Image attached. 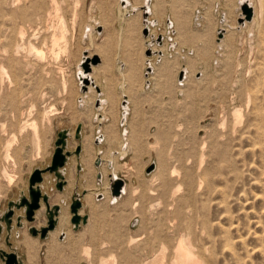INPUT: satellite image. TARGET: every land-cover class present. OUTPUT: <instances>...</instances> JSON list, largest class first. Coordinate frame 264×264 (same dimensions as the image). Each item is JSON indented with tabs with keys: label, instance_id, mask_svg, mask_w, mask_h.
Segmentation results:
<instances>
[{
	"label": "rangeland",
	"instance_id": "374dc122",
	"mask_svg": "<svg viewBox=\"0 0 264 264\" xmlns=\"http://www.w3.org/2000/svg\"><path fill=\"white\" fill-rule=\"evenodd\" d=\"M79 1L80 2H77L78 4L76 3L75 0L74 1L66 0L63 2V6L61 9V15L64 18L63 22L61 18L57 17V20L54 21L53 24H51L50 22L48 23L44 20H39V21H34V22L27 21L25 25H22V23H19L16 27L15 37L17 41L19 40L22 43L24 42L23 43L24 49L19 53L18 58H20L24 62L26 61V63L24 64V66L26 65V67H25V71L23 75L24 82H25V93L21 98L23 100L22 109L20 111H16V110L11 111L10 109L5 110V113H3L0 118V123L3 122L6 125L5 127L6 131L2 130L3 128L0 126V217L3 215V213L5 214V212L8 210L10 202H16L23 196H27V197L29 196L31 175L34 173L36 169H45L51 164L54 152L56 150V142L59 139V135L61 132L67 131L68 135L69 134L70 135L68 136V143H67L66 150L69 152H73V155H71L70 160L68 164L66 165L67 172L64 175V179L59 180L54 173L48 172L44 174L45 179L41 185V190L43 191V194L49 195L51 206L59 205L61 210H62V207L67 210L69 214V221H68L69 224H68L67 229L68 231L70 230L69 231L70 233L73 232L72 234L76 237V239H81V237L83 238L85 235H86L85 237H89L91 235L90 233H92V229H90V227L88 226L89 221L91 219V225L93 224L95 225L96 223L95 229H98L97 230L98 234H100V231H101L103 234L102 236H104V238L108 241V243H110L109 241L111 239L113 243L108 244L109 246L105 248L104 250L98 249V248H97L98 250H96V247L92 246L91 248H89V251L91 249L89 253V257L88 255L86 256L82 248H79L80 246L78 244L74 246L73 248H70L71 251L67 250L65 255L63 253L61 255L60 254L55 255V253H52L53 251L47 252L48 248H47V244H45L46 240L42 239L40 234L35 236L31 233L32 228H36L40 230L41 228L48 226L49 220L47 216V205L44 204V206L46 207L38 215L39 218L36 217V219L33 222L27 219V215L25 213L24 208L16 209V212L13 216L14 217L13 226L15 227L11 230V232H9L7 228L1 232L0 249H3L9 253L10 252L17 253L20 259L22 260L23 264H90V263L100 264V260L102 258L110 259V261H113V262L115 261L116 263L120 264L121 260L120 258L117 257L119 254L117 251L118 249L116 247L117 245L114 244L116 242H114L113 239L114 238L116 239L117 237L120 236L119 238H121V240L122 239L127 240V237L129 238L131 236H139V234L143 235L145 231V227L147 226V224H149L147 222H150V219L148 221V218H149L148 215L142 214L140 212H138L139 213L138 215V213H136L137 209L134 210L132 208L133 206H130V205H133L131 200H133L134 198L137 199L141 195L140 194L136 197L132 196V189L134 188L133 190H139L141 188L140 190L142 192L144 190H158V189L159 190H162V189L163 190H170V189L173 190L176 186L175 184H177L178 179L175 180L176 179L175 178L174 182H172L173 181L172 178L169 179V174H170L169 172L171 171V168L175 165L181 167V164H183L185 159L190 155L189 149L191 148V146L199 141V138L197 137H199L200 135L201 136L206 135L207 131H211L212 133L216 131V125L219 121L217 113L221 111V106L224 105L225 110L223 111H226V112L228 111L229 113H231L236 108V106H239V107L242 106V108L245 109L243 112L245 113L244 114V118H245V116L248 114L249 109L246 108V106H244V102H242V99H244L245 97L244 95H246L247 91H251L252 93L255 92L258 96L261 97L259 101L261 102V105L264 111V77L260 76L262 71L257 69V66H259L260 63H264V60H263L264 54H259V52L260 53L264 52V44H263L264 43V34H263L264 22L262 18L263 15H261L260 13L261 11L259 9L258 0H255V1L253 0L254 3H256L255 5L257 6V21L255 23L256 25L254 26V24H250L248 25L249 27L247 26L248 29L247 27H245V29L243 28L244 30L242 29V27L244 26H240L244 23V22L243 23L241 22V18L243 17V11H242V5H240V0H231V1L230 0H224V1L223 0H213L214 3L212 2V0L211 1L206 0L205 2L204 0H186V1L181 0L182 2L180 0H172L174 3L173 2L171 3L170 2L171 0H168V1L162 0L163 2L161 0H157V1L151 0L150 4L148 3V5H147V0H142V3H140L141 0H138V1L137 0H79ZM189 1L192 6L188 3ZM184 2L187 4H184L181 6V4H183ZM230 2L232 3V5ZM155 4L157 5L154 6ZM206 4L208 5V7ZM134 5H137V6H134ZM230 5L235 6V7H232L231 9ZM145 6H149L148 7L149 12L147 15H145L146 13L144 12ZM184 6L187 7L188 9L185 8ZM97 7L100 9H97ZM122 7H125L127 9L125 10ZM169 7H171V10ZM206 8H208L209 10L211 9L212 11L211 10L209 11ZM188 10L189 11L191 10L190 11L191 14H189L190 12H188ZM205 10H206V13H205ZM74 11L76 12V15H74ZM159 11H161V13L162 12L164 13L161 14ZM172 13H174V16ZM213 15L215 18L213 17ZM151 16L153 17V19L151 20L152 23L149 20ZM125 18L126 20H123ZM130 18H133L134 21ZM127 19H130L132 22L129 20L130 23L128 22L129 23L128 24ZM181 19L182 21L180 24L178 22ZM214 19H217V20H214ZM185 20L187 21L190 20L188 21L189 24ZM216 23L217 25H215ZM257 24H259V26ZM127 25H129L130 27ZM167 25L168 26L170 25V26L168 27ZM175 25L177 26V28ZM260 25L263 31L261 30ZM89 26L93 27V30L90 33H88ZM234 26L235 28H232ZM22 27L23 29L26 30L25 37L23 39L24 41L20 39V36H21L20 32L22 31ZM125 29L128 31H125ZM35 32H38L39 36L37 39H33V42L35 45H37L39 49L44 51L43 57H37L36 55H33V54L31 56L28 55V41ZM152 32H154L157 35H161L162 39L155 40L154 38L155 36H151ZM220 32L224 34L223 37H220ZM261 33H262V37H260ZM183 36H185L186 38H184ZM55 37L57 39V45L54 44L53 39ZM255 37L257 39H255ZM224 40H225V43H224ZM192 42H194L195 45L191 44ZM185 43L187 44L185 45ZM256 43L261 44V45H257ZM102 44H103V47H102ZM188 44L190 45V47H188ZM162 45L164 46L167 45V46L165 47L164 53H160V55L162 56L161 59H158L156 55L160 50L158 51L156 49H160L161 47H164ZM199 45H201L202 47ZM203 46H205L204 50L207 51L208 53L210 52V54L206 55L207 52L203 50L204 48ZM260 46L263 50H261ZM104 47H105V50H103ZM100 48L101 49L103 48V49L100 50ZM198 50L200 51L198 52ZM255 50L256 51L258 50V51L255 52ZM173 51H175L176 53ZM108 52H110L111 54L109 53L110 54L109 55ZM184 52L186 54H184ZM90 53L92 54L98 53L101 56L103 55L102 57L103 61L102 59H100L99 63L95 64L94 58L90 60L88 58ZM178 56H180L181 58ZM194 56L196 58H194ZM199 57L200 59L202 58L203 59L200 60ZM222 57L224 58V60ZM233 57H235L236 59ZM119 58L122 59V61H118ZM258 58L260 59V62ZM166 59L168 61H166ZM206 61H207V64H206ZM88 62L90 64H88ZM223 62H225V65ZM256 62H257V65H256ZM158 63L159 65H161V63L162 65L164 63L166 65L167 63V65L166 66L161 65L160 67ZM241 63L242 64L244 63L243 64L244 66H242ZM191 64L192 65L194 64L193 66L194 68L195 67L196 68L194 69L193 66L190 67ZM202 64L205 66L207 65L206 68ZM94 65L96 66L95 78L97 80V83L99 84L98 87L95 88V90L98 91L99 93H101V91L104 92V94L101 95L100 98L104 96H105L104 98H106L107 96V98L109 99V104L107 106L109 107V109L106 108L108 109V113H106L107 112L106 110V112L100 111V114L106 115L108 119L110 118L111 120L115 121L114 123L117 129V133H118V130L120 133L119 139H121V136L123 139L124 130L125 128H127L126 126L124 127L122 125L123 112H124L123 102L125 100H128V97L125 96L122 92V85L125 84V87H127L125 88L127 93L131 91L130 93H128L129 97L132 96L130 97V101L129 100L127 101L129 106L125 107V110L126 109L129 110L127 121H128L129 129L131 131V150L127 154L126 157L124 158L120 157L119 162H120L121 167L117 173L119 177L123 178L127 182L125 193L118 200L113 201L112 194L109 199H106L102 190H99V192L94 194V202H96L95 203L96 206L94 209H91L89 205L86 203L85 198H84V196L88 192L87 186H86L88 182L86 180L89 179L91 176V180L92 182H94L93 184L98 189H102L106 181L108 182L107 185L110 186V173H112L111 171L112 168L110 169L108 164L106 163V161L108 160H102L103 159L102 150L105 149V146H104L105 136L102 131L100 133V128L106 126L112 121L103 120L102 122H100L99 120L100 116L97 118L93 116L91 120L82 119L81 121L80 119L79 120L76 119L78 113L82 111V108H85L89 105H90L89 107L91 108L90 110L93 111V113L99 112L97 110V107H100L101 101L99 100L100 99L99 96H98L99 99L96 98L97 93H95L94 100L91 99L93 100V102L89 99V105H87V98H83L84 101H82V99L80 98L84 93H87L90 88L89 87L90 82H88L86 79L83 78L82 73L84 72L85 75L93 73L92 68L94 67ZM107 65L109 68L107 67ZM223 65L225 67H221ZM255 65H256V68H255ZM187 66L188 68L191 69V72L189 70V73H188V70L186 71ZM231 66H234V67L232 68ZM209 68H210V71H209ZM161 69H163V71ZM104 70L106 71L105 73L107 75H105ZM122 71H124V73ZM221 71H224V72H221ZM222 73H223V77H222ZM193 74L195 76H192ZM132 75L135 77L134 78L135 80L133 79ZM135 75L139 77L136 78ZM214 75H216V77L218 78H215ZM256 75L258 76V78L256 77ZM102 76L105 78V80ZM153 76L155 77V79L153 78ZM158 76H160L161 78L160 77L158 78ZM131 77L134 81L131 79ZM140 78H141L140 81L142 82L139 81ZM188 78H189V81H188ZM127 79H129L128 80L129 82L127 81ZM256 80H258V82ZM130 81H132L133 85L138 88L137 89L138 91L132 85V82L130 84V87H131V90H130V87H129ZM206 81H209L210 83L209 82L207 83H209L210 85L207 84ZM184 82L185 83L188 82L187 84H185L186 87L184 86ZM193 82L195 85H192ZM105 83H107V86L109 85L110 88L109 86L107 87ZM238 83H240L241 85ZM161 84H163L162 86L164 88H162ZM188 84L189 86L187 87ZM228 85L229 87H227ZM210 86L212 88H210ZM106 89L108 92L106 91ZM133 89L135 91H133ZM241 89H243L242 91L245 92L242 96L243 98L239 96ZM182 90H186L185 93ZM203 90H205V92ZM237 90L239 93L237 92ZM155 91L156 93L158 91L157 95H155ZM172 91H174L175 93L174 92L172 93ZM136 92L138 93V95L136 94ZM193 92L195 93L193 94ZM146 93H148V95ZM151 93H153V96ZM219 93L221 96L219 95ZM168 94H171V95L169 96ZM212 94H214V96ZM113 95L115 96L116 100L114 99ZM154 95H155V98H153ZM184 95L186 96V98ZM207 96L209 98H207ZM162 97L163 99L165 98L164 99L166 100L165 102L162 99ZM224 97H226L227 100H225V103L223 104L221 103V101L223 100ZM205 100L207 101V103L205 102ZM112 101L113 103L114 102L115 103L113 104ZM159 101H161L162 103L160 102L159 104ZM107 102L108 100H105L102 103L106 104ZM30 105H35V108L32 111L31 117L35 119V121L37 122V133H38L39 142H40L39 144L40 154L38 153V147H37V144H35V141L33 138L34 131H32L31 128H26L23 132L19 131V127H20L19 119L24 116V111L27 110L26 108L30 109V107H28ZM113 105L115 106L113 107ZM89 107H87V109H89ZM3 109H4V106L3 104H1L0 112ZM114 109H116L117 111H114ZM86 112L88 113V110ZM114 112L116 113L114 114ZM204 114L205 116L209 114L206 120L204 119L205 117ZM212 117L213 119H211ZM216 118L218 119L217 121H216ZM201 124H203L204 126H207L209 130L204 129L202 130V132H200V135L197 136L196 132L201 131L200 129ZM91 125L93 128L91 127ZM79 126L82 127V130H81L82 136L80 138H77L76 131ZM179 128H180V131L178 130ZM159 131H162V134L161 132L158 133ZM14 134H16V137L14 140L15 143L14 141L12 142L13 146L11 147V150H10L11 156L9 160H7L5 158V150H6L5 146H6V143L12 139V136ZM87 136L93 139V141L91 140V143L93 144L92 146L94 147V150H93L94 152L92 151V155L90 152H88L87 147H86ZM132 139L136 140V141L134 140L135 143H133ZM69 141L71 143H69ZM156 142L159 143V145H156L155 144ZM154 145L156 146L154 147ZM171 145H173L175 148ZM253 145H254L253 139L247 140L243 143V147L245 148V153L241 158V161H240L241 164L239 163V167L241 166L239 168L241 170V171L239 170L240 171L239 173H240V176L243 177V179L242 178L240 179L242 180V183L239 182V184L236 185V188L234 189L236 192V198H237V202H235V205H234V210H235L234 221H238V222L240 221L239 222L240 230L239 232L237 229L234 230L233 236L237 239L239 237V234H243L245 244H242L239 242L237 243V255H234L228 250L224 251L222 250L221 247H217V250L219 251L221 261L223 264H264V252L260 250L256 251V248L258 249L260 244L258 243V240L255 237V234L257 232L264 234V189L262 186L264 185V180L261 182L262 178L264 179V171H263L264 163H261L262 161L264 162V159L260 156L259 150L257 148L254 149ZM79 146L81 147V153L79 156H77L75 152ZM116 149H118V144L116 146ZM164 150H167V152H165ZM85 153H88V154H85ZM115 154H118L117 151H112L110 153V155L113 157ZM165 155L166 157H164ZM91 156H93V159L91 158ZM161 156H163V158H161ZM99 158H101L100 166L97 165ZM86 160L88 161V163ZM165 161L166 162L169 161V162L165 163ZM162 162L165 165L161 164ZM179 162L180 164L177 165V163ZM89 164L92 166L91 168L93 170V174L91 175L88 174L90 172ZM152 164L156 165L155 170L151 173H147V169ZM243 164L244 166L245 165L246 166L244 167ZM85 165L88 167V169ZM102 165L107 166L108 169L110 170L107 175V180H105V177L103 175ZM166 166H168V168ZM159 167H161V169ZM157 168L159 170L156 172ZM5 170L7 171V174L4 173ZM161 170H163L164 172ZM182 170L183 169L181 168V171ZM70 173L72 174V176ZM87 174L88 176H86ZM244 174L245 176H243ZM155 179H157L158 182ZM256 179H258L259 181L257 182ZM59 181L64 182L62 189L58 187ZM165 181L167 184L165 183ZM158 183H160L161 186L160 184L157 185ZM230 184H233V183H230ZM154 186H156V189ZM228 189L229 188H227V190ZM109 191L111 190L109 189ZM62 197L63 199H61ZM78 197L80 198L81 204H82V207L80 208V210H83L84 212L83 216H87L88 220L86 223H82V224L80 223L78 229L74 230L75 227L72 222V218L74 215L72 211V204H73V200L75 198L77 199ZM256 197H258V199ZM254 198H256V200H254ZM128 209H129V212H128ZM132 209L134 210L135 213L133 212ZM130 213H132L133 215ZM220 215L221 214L219 213L217 209L212 210L211 217L213 219L219 220ZM19 217H21V221H22L21 226H18ZM142 218H144L143 221H142ZM221 222H223L222 224H227L228 220L221 219ZM112 224L115 225L116 228L114 227L112 228L113 226ZM108 225H112V226H108ZM99 226L100 228L103 226L102 230L99 228ZM104 229H107L106 232ZM111 230L113 231L111 232ZM132 230L134 231V233L132 232ZM104 233H107V235ZM133 234H136V235H133ZM109 235H111V237ZM64 238H66L65 234L57 235V241L59 243L66 244L68 241L66 242ZM27 240L28 241L30 240L29 241L30 243ZM62 240L63 241L65 240V241L61 242ZM36 242H37V245L35 244ZM27 243L29 244L28 247L26 246ZM30 245L31 247H29ZM32 247H33V250H32ZM95 251L96 252L98 251V254ZM51 254L53 255L51 256ZM90 254H93V255H90ZM90 258L91 260H93L92 262ZM0 264H6V261L3 260L1 257H0Z\"/></svg>",
	"mask_w": 264,
	"mask_h": 264
},
{
	"label": "bare ground",
	"instance_id": "6f19581e",
	"mask_svg": "<svg viewBox=\"0 0 264 264\" xmlns=\"http://www.w3.org/2000/svg\"><path fill=\"white\" fill-rule=\"evenodd\" d=\"M66 0H0V105L3 104L4 109L0 112V118L2 116L3 113H5V110H11V111H20L22 109V103L23 100L21 99L22 96L25 93V82H24V71H25V67L24 64L26 63V61H22L20 58H18L19 53L24 49V42L22 43L21 41H17L16 37H15V32H16V27L19 23H22V25H25V23H27V21H39V20H44L46 22H50L51 24L54 23V21L57 20V17L62 19L63 22V16L61 15V9L63 6V2ZM72 1V0H70ZM74 1V0H73ZM76 3L80 2L79 0H75ZM138 1V0H137ZM157 1V0H156ZM162 1V0H161ZM168 1V0H165ZM181 1V0H180ZM186 1V0H185ZM206 0H204L205 2ZM211 1V0H210ZM208 1V2H210ZM224 1V0H223ZM231 1V0H230ZM255 1V0H254ZM253 0H240V5L244 4L245 2L249 3L251 6H253L254 11H255V15L252 21H245L242 25L240 26H244L242 27V29L245 27H247L250 24H254V26L256 25V21H257V6L255 5L256 3H254ZM159 2V1H158ZM163 2V1H162ZM171 3L173 2L172 0L170 1ZM182 2V1H181ZM180 2V3H181ZM207 2V3H208ZM213 2V0H212ZM211 2V3H212ZM236 2V1H235ZM142 3V0L141 2ZM157 3V2H156ZM174 3V2H173ZM190 5V1L188 2ZM203 3V2H202ZM214 3V2H213ZM231 3V2H230ZM78 4V3H77ZM134 4V3H133ZM158 4V3H157ZM157 4H155L154 6H156ZM164 4V3H163ZM176 4V3H175ZM187 3H183L181 4L184 5ZM188 4V5H189ZM205 4V3H204ZM203 4V5H204ZM209 4V3H208ZM258 4H259V9H260V13L261 15H263V22H264V0H258ZM174 5V4H173ZM172 5V7H173ZM178 5V4H177ZM180 5V4H179ZM207 5V4H206ZM212 5V4H211ZM225 5V4H224ZM227 5V4H226ZM229 5V4H228ZM232 5V3H231ZM230 8L232 9V7L235 6H231ZM118 6V5H117ZM137 6V5H134ZM142 6V5H141ZM171 6V4H170ZM186 6V5H185ZM184 6V7H185ZM192 6V5H191ZM201 6V5H200ZM213 6V5H212ZM218 6V5H217ZM76 7V6H75ZM160 7V5H159ZM179 7V6H178ZM189 7V6H188ZM205 7V6H204ZM208 7V5H207ZM78 8V7H77ZM76 8V9H77ZM123 9H127L125 7H122ZM154 8V7H153ZM156 8V7H155ZM162 8V7H161ZM164 8V7H163ZM171 10V7H169ZM168 8V9H169ZM187 8V7H185ZM196 8V7H195ZM210 8V7H209ZM75 9V10H76ZM97 9H100L97 7ZM181 9V7H180ZM188 9V8H187ZM208 9V8H206ZM228 9V8H226ZM229 9V10H231ZM121 10V9H120ZM119 10V11H120ZM129 10V9H128ZM159 10V9H158ZM173 10V9H172ZM209 10V9H208ZM211 10V9H210ZM209 10V11H210ZM228 10V11H229ZM77 11V10H76ZM185 11V10H184ZM183 11V12H184ZM191 11V10H190ZM188 10V12H190ZM212 11V10H211ZM126 12V11H124ZM161 13V11H159ZM180 12V11H178ZM237 12V11H236ZM100 13V12H99ZM98 13V15H99ZM130 13V12H129ZM139 13V12H138ZM143 13V12H142ZM156 13V12H155ZM164 12H162L161 14H163ZM193 13V12H192ZM206 13V10H205ZM204 13V14H205ZM208 13V12H207ZM211 13V12H210ZM239 13V12H238ZM97 14V13H96ZM118 14V12H117ZM160 14V15H161ZM174 16V13H172ZM191 14V12L189 13ZM234 14V12H233ZM232 14V15H233ZM74 15H76V12L74 11ZM207 15V14H206ZM210 15V14H209ZM219 15V14H218ZM228 15V14H227ZM94 16V14H93ZM134 16V15H133ZM140 16V15H139ZM153 16V15H152ZM150 17L149 20L151 21L153 19V17ZM171 16V15H170ZM178 16V14H177ZM182 16V15H181ZM211 16V15H210ZM230 16V15H229ZM130 17V16H129ZM214 17V15H213ZM261 17V16H260ZM100 18V17H99ZM160 18V17H159ZM162 18V17H161ZM181 18V17H180ZM179 18V19H180ZM212 18V17H211ZM215 18V17H214ZM228 18V17H227ZM234 18V17H232ZM133 20V18H130ZM130 19H127V23H130ZM178 19V18H177ZM175 19V20H177ZM186 19V18H185ZM229 19V18H228ZM123 20H126L123 19ZM130 20V21H129ZM148 20V19H147ZM208 20V19H207ZM217 20V19H214ZM236 20V19H235ZM102 21V20H101ZM100 21V23H101ZM107 21V20H106ZM134 21V20H133ZM181 20H179L178 23L181 24ZM187 21V20H185ZM190 21V20H188ZM187 21V23L189 24V22ZM234 21V20H233ZM93 22V21H92ZM132 22V21H131ZM207 22V21H206ZM95 23V22H94ZM128 23V24H129ZM152 23V21H151ZM177 23V22H176ZM208 23V22H207ZM103 24V23H102ZM183 24V23H182ZM209 24V23H208ZM164 25V24H163ZM186 25V23H185ZM184 25V26H185ZM212 25V24H211ZM217 25V23L215 24ZM259 26V24H257ZM129 26V25H127ZM162 26V25H161ZM168 26V25H167ZM170 26V25H169ZM168 26V27H169ZM176 26V25H175ZM210 26V25H209ZM213 26V25H212ZM239 26V27H240ZM67 27V26H66ZM124 27V26H123ZM130 27V26H129ZM174 27V26H173ZM211 27V26H210ZM249 27V26H248ZM247 27V29H248ZM88 33L92 32L93 27L89 26L88 27ZM106 28V27H105ZM177 28V26H176ZM174 28V29H176ZM215 28V27H214ZM232 28H235L232 27ZM260 28L262 30V27L260 25ZM15 29V30H14ZM48 29V28H47ZM124 29V28H123ZM183 29V28H182ZM181 29V30H182ZM189 29V28H188ZM187 29V30H188ZM243 29V30H244ZM250 29V28H249ZM254 29V28H253ZM257 29V28H256ZM129 30V28H128ZM125 29V31H128ZM173 30V29H172ZM232 30V29H231ZM255 30V29H254ZM253 30V31H254ZM260 30V29H259ZM42 31V30H41ZM152 31V30H151ZM177 31V30H176ZM235 31V30H234ZM238 31V30H237ZM263 31V30H262ZM189 32V31H188ZM239 32V31H238ZM245 32V31H244ZM260 32V31H258ZM21 36L20 39L22 41H24V37H25V33L26 30L23 29L22 27V31L20 32ZM172 33V32H171ZM178 33V32H177ZM182 33V31H181ZM185 33V31H184ZM237 33V32H236ZM240 33V32H239ZM253 33V32H252ZM38 32H35L32 37H30L29 41H28V55H36L37 57H43L44 56V51L39 49L37 47V45L34 44L33 39H37L38 38ZM127 34V33H126ZM242 34V33H241ZM264 34V32H263ZM142 35V34H141ZM179 35V34H178ZM258 35V34H257ZM151 36H155V40L159 39V37H161V35H157L154 32L151 33ZM187 36V35H186ZM228 36V35H227ZM226 36V37H227ZM247 36V35H246ZM168 37V36H167ZM184 38H186L185 36H183ZM225 37V38H226ZM259 37V36H258ZM262 37V33L261 36ZM259 37V38H260ZM32 38V39H31ZM183 38V39H184ZM152 39V38H151ZM230 39V38H229ZM237 39V37H236ZM255 39H257L255 37ZM254 39V40H255ZM262 39V38H261ZM54 40V44L57 45V39L56 37L53 39ZM178 40V38H177ZM185 40V39H184ZM188 40V38H187ZM201 40V39H200ZM203 40V39H202ZM260 40V39H259ZM94 41V40H93ZM154 41V40H152ZM166 41V40H165ZM230 41V40H229ZM236 41V40H235ZM158 42V41H157ZM182 42V41H180ZM185 42V41H184ZM187 42V41H186ZM204 42V41H203ZM258 42V41H256ZM189 43V42H188ZM225 43V40H224ZM238 43V42H237ZM260 43V42H259ZM262 43V42H261ZM180 44V43H179ZM187 43H185L186 45ZM190 44V43H189ZM188 44V47H190V45ZM191 44H194V42H192ZM197 44V43H196ZM203 44V43H202ZM201 44V45H202ZM233 44V43H232ZM257 45H261L256 43ZM264 44V43H263ZM125 45V44H124ZM181 45V44H180ZM183 45V46H185ZM195 45V44H194ZM199 45V46H201ZM229 45V44H228ZM247 45V43H246ZM155 46V45H154ZM164 46V45H162ZM167 46V45H166ZM161 47L160 49H156V50H160L156 57L158 59H161V55L160 53H164L165 47ZM192 46V45H191ZM198 46V47H199ZM233 46V45H232ZM255 46V45H254ZM88 47V46H87ZM103 47V44H102ZM202 47V46H201ZM203 50L205 49V46H203ZM91 48V47H90ZM193 48V47H192ZM200 48V47H199ZM207 48V47H206ZM249 48V47H248ZM258 48V47H257ZM261 48V46H260ZM259 48V49H260ZM103 49V48H102ZM100 48V50H102ZM108 49V48H107ZM155 49V48H154ZM180 49V48H179ZM226 49V47H225ZM236 49V48H235ZM94 50V49H93ZM105 50V47L104 49ZM153 50V49H152ZM181 50V49H180ZM202 50V49H201ZM207 50V49H206ZM210 50V49H209ZM229 50V49H228ZM246 50V49H245ZM254 50V49H253ZM261 50H263L261 48ZM259 50V51H261ZM27 51V50H26ZM97 51V50H96ZM110 51V49H109ZM184 51V50H183ZM200 50H198L199 52ZM205 51V50H204ZM225 51V50H224ZM222 51V52H224ZM236 51V50H234ZM258 51V50H257ZM255 50V52H257ZM175 52V51H173ZM207 52V51H205ZM227 52V51H226ZM107 53V52H106ZM110 52H108L109 54ZM126 53V52H125ZM176 53V52H175ZM174 53V54H175ZM197 53V52H196ZM245 53V52H244ZM107 54V55H108ZM111 54V53H110ZM109 54V55H110ZM178 54V53H177ZM182 54V53H181ZM184 54H186L184 52ZM183 54V55H184ZM205 54V53H204ZM210 54V52L206 53ZM212 54V53H211ZM223 54V53H222ZM225 54V53H224ZM259 54H264L260 53ZM98 55L100 57V59H102L103 61V55H99L98 53L92 54L90 53L88 58L93 59L94 56ZM176 55V54H175ZM174 55V56H175ZM180 55V54H179ZM189 55V54H188ZM187 55V56H188ZM196 55V54H195ZM226 55V54H225ZM232 55V54H231ZM24 56V55H23ZM27 56V55H25ZM123 56V55H122ZM181 56V55H180ZM178 56V57H180ZM185 56V57H187ZM190 56V55H189ZM199 56V54H198ZM197 56V57H198ZM224 56V55H223ZM234 56V55H233ZM240 56V55H239ZM252 56V54H251ZM120 57V56H119ZM177 57V56H176ZM210 57V56H209ZM213 57V56H212ZM255 57V56H254ZM26 58V57H25ZM107 58V56H106ZM123 58V57H122ZM125 58V57H124ZM181 58V57H180ZM194 58H196L194 56ZM214 58V57H213ZM223 58V57H222ZM229 58V57H228ZM235 58V57H233ZM232 58V59H233ZM256 58V57H255ZM200 59V57H199ZM203 59V58H202ZM200 59V60H202ZM236 59V58H235ZM240 59V58H239ZM259 59V58H258ZM261 59V57H260ZM259 59V62H260ZM108 60V59H107ZM164 60V59H163ZM198 60V59H197ZM205 60V59H204ZM224 60V58H223ZM242 60V58H241ZM264 60V58H263ZM41 61V60H40ZM118 61H122V59L119 58ZM166 61H168L166 59ZM188 61V60H187ZM186 61V62H187ZM211 61V60H210ZM209 61V62H210ZM251 61V60H250ZM192 62V61H191ZM195 62V61H194ZM205 62V61H204ZM229 62V61H228ZM232 62V61H231ZM263 62V61H262ZM109 63V62H108ZM156 63V62H155ZM163 63V62H162ZM161 63V65H162ZM169 63V62H168ZM193 63V62H192ZM211 63V62H210ZM222 63V61H221ZM225 65V62H223ZM230 63V62H229ZM235 63V62H234ZM253 63V62H252ZM251 63V65H252ZM255 63V62H254ZM88 64H90L88 62ZM154 64V63H153ZM187 64V63H186ZM189 64V63H188ZM205 64V63H204ZM207 64V61H206ZM231 64V63H230ZM242 64V63H241ZM244 64V63H243ZM242 64V66H244ZM105 65V64H104ZM159 65V63H158ZM161 65H159L161 67ZM165 65V63L163 64ZM162 65V66H163ZM167 65V63H166ZM165 65V66H166ZM190 65V64H189ZM194 65V64H193ZM191 64L190 67L193 66ZM203 65V64H202ZM210 65V64H209ZM208 65V66H209ZM221 66V67H225V66ZM228 65V63H227ZM250 65V66H251ZM257 65V62H256ZM255 65V68H256ZM205 66V65H203ZM207 66V65H206ZM205 66V68H206ZM235 66V65H234ZM234 66H231L232 68ZM100 67V66H99ZM104 67V66H103ZM106 67V66H105ZM108 67V65H107ZM168 67V66H167ZM219 67V68H221ZM246 67V66H245ZM244 67V68H245ZM95 68L96 66L94 65L93 69V73H90L88 75H85V73L83 72V78L86 79L88 82H90L89 85V91L87 93H84L80 98L82 99V101H84L83 98H87V105H89V99H93L95 98V93H97V97L104 94L103 91H101V93H99L98 91L95 90L96 87H98V83L97 80L95 78ZM109 68V67H108ZM166 68V67H165ZM194 68V66H193ZM196 68V67H195ZM194 68V69H195ZM228 68V67H227ZM237 68V67H236ZM243 68V69H244ZM100 69V68H99ZM157 69V68H156ZM169 69V68H168ZM203 69V67H202ZM217 69V68H216ZM254 69V68H253ZM252 69V70H253ZM257 69H259L260 71H262V73L260 74V76L264 77V63H260L259 66H257ZM103 70V69H102ZM163 71V69H161ZM165 70V69H164ZM167 70V69H166ZM189 70L191 72V69L186 68V71ZM225 70V69H224ZM235 70V69H234ZM250 70V71H252ZM98 71V70H97ZM120 71V70H119ZM127 71V70H126ZM125 71V73H126ZM193 71V70H192ZM204 71V69H203ZM210 71V68H209ZM217 71V70H216ZM219 71V70H218ZM228 71V69H227ZM255 71V70H254ZM259 71V72H260ZM106 71L104 70V73ZM124 73V71H122ZM133 72V71H131ZM136 72V71H135ZM199 72V71H198ZM201 72V71H200ZM208 72V71H207ZM224 72V71H221ZM234 72V71H232ZM231 72V73H232ZM243 72V71H242ZM249 72V71H248ZM258 72V70H257ZM99 73V72H98ZM121 73V72H120ZM195 73V72H194ZM210 73V72H209ZM208 73V74H209ZM227 73V72H225ZM224 73V74H225ZM230 73V72H228ZM241 73V72H240ZM247 73V72H246ZM122 74V73H121ZM128 74V73H127ZM161 74V73H160ZM192 74V73H191ZM205 74V73H204ZM203 74V75H204ZM239 74V73H238ZM255 74V73H254ZM99 75V74H98ZM105 75H107L105 73ZM159 75V73H158ZM167 75V74H166ZM206 75V74H205ZM218 75V73H217ZM226 75V74H225ZM224 75V76H225ZM232 75V74H230ZM229 75V77H230ZM243 75V74H242ZM130 76V75H129ZM133 76V75H132ZM136 76V75H135ZM164 76V75H163ZM189 76V75H188ZM192 76H195L194 74ZM190 76V77H192ZM209 76V75H208ZM215 78L216 75H214ZM237 76V75H236ZM241 76V75H240ZM103 77V76H102ZM108 77V76H107ZM111 77V76H110ZM139 76H136V78H138ZM160 76H158L159 78ZM205 77V76H204ZM222 77H223V73H222ZM256 77L258 78V76L256 75ZM104 78V77H103ZM102 78V79H103ZM129 78V77H128ZM135 77L133 76V79ZM153 78L155 79V77L153 76ZM157 78V76H156ZM161 78V77H160ZM176 78V77H175ZM234 78V77H233ZM261 78V77H259ZM110 79V78H109ZM132 79V77H131ZM132 79V80H133ZM202 79V78H201ZM206 79V78H205ZM209 79V78H207ZM255 79V78H254ZM105 80V78H104ZM126 80V79H125ZM129 79H127L128 81ZM135 80V79H134ZM133 80V81H134ZM141 80V78L139 79V81ZM198 80V79H197ZM232 80V79H231ZM229 80V81H231ZM108 81V80H107ZM138 81V80H137ZM155 81V80H154ZM160 81V80H159ZM164 81V80H163ZM189 81V78H188ZM192 81V80H191ZM194 81V80H193ZM253 81V79H252ZM255 81V80H254ZM258 82V80H256ZM126 82V81H125ZM129 82V81H128ZM127 82V83H128ZM132 81H130L129 83V87ZM142 82V81H140ZM139 82V83H140ZM167 82V81H166ZM197 82V81H196ZM195 82V83H196ZM209 81H206V83ZM221 82V81H220ZM241 82V81H239ZM109 83V82H108ZM155 83V82H154ZM188 82H184V86L185 84H187ZM192 83V82H191ZM205 83V82H204ZM205 83V84H206ZM210 83V82H209ZM207 83V84H209ZM219 83V82H218ZM107 86V83H105ZM136 84V83H135ZM143 84V83H142ZM158 84V83H156ZM183 84V83H182ZM197 84V83H196ZM226 84V83H225ZM240 84V83H238ZM111 85V84H110ZM133 85V82H132ZM154 85V84H153ZM163 84H161L162 86ZM192 85H195L194 82ZM210 85V84H209ZM207 85V86H209ZM241 85V84H240ZM109 86V85H108ZM107 86V87H108ZM134 86V85H133ZM137 86V85H136ZM157 86V85H156ZM160 86V84H159ZM189 86V84L187 85V87ZM205 86V85H204ZM218 86V84H217ZM233 86V85H232ZM248 86V85H247ZM135 87V86H134ZM133 87V88H134ZM140 87V86H139ZM168 87V85H167ZM182 87V86H181ZM186 87V86H185ZM229 87V85L227 86ZM105 88V87H104ZM110 88V86H109ZM112 88V86H111ZM127 87H125V84L122 85V92L125 96L128 97V100L130 101V96L128 95V93L130 92H126ZM136 90L138 89L137 87H135ZM143 88V87H142ZM154 88V87H153ZM162 88H164L162 86ZM195 88V87H194ZM206 88V87H205ZM204 88V89H205ZM210 88H212L210 86ZM242 88V87H241ZM249 88V87H248ZM100 89V87H99ZM108 89V88H107ZM106 89V91H107ZM129 89V88H128ZM141 89V88H140ZM157 89V88H156ZM159 89V87H158ZM161 89V87H160ZM179 89V88H177ZM185 89V88H184ZM207 89V88H206ZM221 89V88H220ZM228 89V88H227ZM131 90V87H130ZM163 90V89H162ZM167 90V89H166ZM175 90V89H174ZM187 90V89H186ZM186 90H182L184 93ZM219 90V89H218ZM232 90V89H231ZM240 90V88H239ZM243 89H241L239 96L241 98H243V94L245 93L244 91H242ZM249 90V89H248ZM133 91H135L133 89ZM138 91V90H137ZM151 91V90H150ZM153 91V90H152ZM159 91V90H158ZM157 91V93H158ZM192 91V89H191ZM205 92V90H203ZM234 91V90H233ZM108 92V91H107ZM174 91H172L173 93ZM196 92V91H195ZM193 92V94L195 93ZM215 92V91H214ZM238 92V90H237ZM115 93V92H114ZM156 91H155V95H157ZM166 93V92H165ZM169 93V92H168ZM171 93V92H170ZM175 93V92H174ZM192 93V92H191ZM218 93V92H216ZM228 93V92H227ZM239 93V92H238ZM135 94V93H134ZM136 94L138 95V93L136 92ZM148 95V93H146ZM150 94V92H149ZM153 96V93H151ZM223 94V92H222ZM236 94V93H235ZM109 95V94H108ZM131 95V94H130ZM155 95L153 98H155ZM169 96L171 94H168ZM174 95V94H173ZM214 96V94H212ZM211 95V96H212ZM220 95V93H219ZM92 96V98H91ZM110 96V95H109ZM114 96V95H113ZM164 96V95H163ZM185 96V95H184ZM195 96V95H194ZM199 96V95H198ZM202 96V95H200ZM221 96V95H220ZM224 96V95H223ZM227 96V95H226ZM244 99H242V102H244V106H246V108L249 109L248 114L245 116L244 118V110L242 108V106H236V108L231 112L228 113L225 110V106H221V111L219 113H217L218 115V123L216 125V131L215 132H211V131H207V134L204 136L200 135V132H202V130L204 129H208L207 126H204L203 124H201L200 129L201 131H197L196 135H200L199 137V141L196 142L194 145L191 146V148L189 149V156L185 159V161L183 162V164H181L180 166H173L171 168V171H167L169 172V179L172 178L174 182L175 180L178 179L177 184H175V188L173 190H144L143 192L139 189V190H133L132 189V196H138L140 195L139 198L137 199H133L131 200L133 205L132 208L134 210L137 209V212H140L142 214L148 215V221L150 219V222H147L149 224H147V226L145 227V231L143 233V235L139 236H131V237H127V240H124L119 237H117L116 239L114 238L113 241L116 242L114 244H116L117 246V251H118V258H120V264H223L221 261V257L219 254V251L217 250V247H221L222 250L226 251H230L231 253H233L234 255H237V243H242L245 244L244 241V235L243 234H239V237L236 239L233 236V231L234 230H238L239 232V222L238 221H234L235 219V210H234V205L235 202H237V198H236V192H235V188L236 185L239 184V182L242 183V180H240L241 178L243 179V177L240 176V167H239V163L241 161L242 156L245 153V148L243 147V143L247 140H254V149L257 148L259 150L260 156L264 159V111H263V107L261 105V102L259 101L261 99L260 96H258L255 92H251V91H247L246 95H244ZM105 97V96H104ZM101 97L99 100L101 101L100 107H97V110L99 112L97 113H93V111H91L90 109V105L87 106L89 107V109L86 108H82V111H80L77 115L76 119H80L82 121L83 120H91V118L94 116L95 118L99 117L100 122H102L103 120H109L112 121L109 124H107L104 127L100 128V133L101 131L103 132L104 136H105V140H104V146L105 149L102 150V160H108L106 161V163L109 166V162H113V167L114 169L112 171V173L110 174H115L116 176H118V171L121 167L119 159L124 158L127 156V154L130 152L131 150V131L129 129V125H128V121L126 120V123L124 124V127L126 126L127 128H125L124 130V134H123V139L121 136V139H119L120 137V133L118 130L117 133V129L115 127V121L111 120L110 118L108 119V117L106 115H102L100 114V111H104L108 113V109L109 107V99ZM112 97V96H111ZM151 97V96H150ZM177 97V96H176ZM136 98V97H135ZM138 98V97H137ZM175 98V97H174ZM186 98V96H185ZM202 98V97H201ZM207 98H209L207 96ZM115 99V96H114ZM122 99V97H121ZM163 99V97H162ZM165 99V98H164ZM163 99V100H164ZM169 99V98H168ZM195 99V98H194ZM215 99V98H214ZM231 99V98H230ZM93 100H91L93 102ZM108 100V102L102 103L103 101ZM113 100V99H112ZM116 100V99H115ZM114 100V101H115ZM136 100V99H135ZM157 100V99H156ZM161 100V99H160ZM177 100V99H176ZM225 100H227L226 97L223 98V100L221 101V103H225ZM241 100V99H240ZM111 101V100H110ZM140 101V99H139ZM166 100H164L165 102ZM212 101V100H211ZM136 102V101H135ZM161 101H159L160 104ZM171 102V100H170ZM205 102L207 103V101L205 100ZM241 102V101H240ZM113 103V101H112ZM115 103V102H114ZM113 103V104H114ZM138 103V102H137ZM136 103V104H137ZM162 103V102H161ZM168 103V102H166ZM173 103V102H172ZM178 103V102H177ZM217 103V102H216ZM94 104V103H93ZM132 104V103H131ZM209 104V103H208ZM229 104V103H227ZM92 105V103H91ZM138 105V104H137ZM165 105V104H164ZM239 105V104H238ZM115 105H113L114 107ZM29 108H26L27 110L24 111V116L22 118L19 119V123H20V127H19V131L23 132L26 128H31L32 131H34V141L35 144H37L38 147V153H39V136L37 133V122L35 121V119H33L32 116V111L35 108V105H30L28 106ZM93 107V106H92ZM108 108V109H106ZM112 108V106H111ZM212 108V107H210ZM216 108V107H215ZM214 108V109H215ZM117 109V108H116ZM116 109H114V111H117ZM213 109V110H214ZM233 109V108H232ZM88 110V113L86 112ZM90 110V111H89ZM112 110V109H111ZM110 110V111H111ZM247 110V109H246ZM52 111V110H51ZM113 111V110H112ZM125 111H129V110H125ZM263 111V112H262ZM50 112V111H49ZM116 112H114L115 114ZM129 113V112H128ZM210 113V112H209ZM247 113V112H246ZM104 114V113H103ZM207 114L205 116L204 114V119L206 120L208 118ZM109 116V115H108ZM111 116V115H110ZM113 117V116H112ZM196 117V116H194ZM215 117V116H214ZM117 118V117H116ZM127 118V115H126ZM114 119V118H113ZM213 119V117L211 118ZM216 118V121L218 120ZM200 121V120H199ZM202 121V120H201ZM77 122V121H76ZM3 123V122H2ZM0 123L1 127L3 128L2 130H5L6 125L3 123ZM122 126V125H121ZM199 126V125H198ZM92 127V125H91ZM182 127V126H181ZM84 128V127H83ZM93 128V127H92ZM93 130V129H92ZM180 131V128L178 129ZM199 130V129H198ZM209 130V129H208ZM6 131V130H5ZM72 131V130H71ZM85 131V130H84ZM94 131V130H93ZM97 132V131H96ZM162 134V131H159L158 133ZM177 132V130H176ZM7 133V132H6ZM74 133V132H73ZM10 134V133H9ZM86 134V133H85ZM92 134V133H91ZM179 134V133H178ZM6 135V134H5ZM70 135V134H69ZM133 135V134H132ZM154 135V134H153ZM156 135V134H155ZM195 135V136H196ZM8 136V135H7ZM82 136V132L80 134V137ZM89 136V135H88ZM86 138V147L88 152L91 153L92 155V151L94 150V147L92 146L93 144L91 143V140L93 141V139L91 137ZM16 134H14L12 136V139L9 140L6 143L5 146V158L7 160H9L10 158V150L12 145V142L15 140ZM74 137V136H73ZM135 137V136H134ZM85 138V137H84ZM175 139V138H174ZM71 140V139H69ZM135 139H132L133 143H135L134 141ZM83 141V140H81ZM138 141V140H137ZM75 142V141H74ZM177 142V141H176ZM15 143V141H14ZM68 143V142H67ZM69 143H71L69 141ZM118 144V149H116V146ZM80 144V143H79ZM85 144V142H84ZM138 144V143H137ZM156 145H159V143H155ZM174 144V142H173ZM72 145V144H71ZM135 145V144H134ZM154 145V147L156 146ZM177 145V144H176ZM20 146V145H19ZM34 146V145H33ZM76 146V145H75ZM141 146V145H139ZM138 146V147H139ZM153 146V145H152ZM173 146V145H171ZM71 147V146H70ZM84 147V146H83ZM153 147V148H154ZM174 147V146H173ZM172 147V148H173ZM141 148V147H140ZM139 148V149H140ZM175 148V147H174ZM25 149V148H24ZM137 149V148H136ZM167 149V148H166ZM170 149V148H169ZM85 150V148H84ZM180 150V149H179ZM112 151H117L118 154H115L114 157L110 155V153ZM138 151V150H137ZM136 151V152H137ZM141 151V150H140ZM165 152H167V150H164ZM163 151V152H164ZM185 151V150H184ZM84 152V151H83ZM86 152V151H85ZM94 152V151H93ZM139 152V151H138ZM137 152V153H138ZM169 152V151H168ZM183 152V151H182ZM187 152V151H186ZM185 152V154H186ZM17 153V152H16ZM73 153V152H72ZM99 153V152H98ZM181 153V151H180ZM40 154V153H39ZM88 154V153H85ZM84 154V155H85ZM94 154V153H93ZM179 154V153H178ZM163 155V154H162ZM94 156V155H93ZM93 156H91V158L93 159ZM184 156V155H183ZM186 156V155H185ZM95 157V156H94ZM166 157V155L164 156ZM181 157V156H180ZM90 158V159H91ZM161 158H163V156H161ZM183 158V157H182ZM79 159V158H78ZM82 159V158H81ZM174 159V157H173ZM27 160V159H26ZM70 159H68L69 162ZM163 160V159H162ZM165 160V159H164ZM87 161V160H86ZM90 161V160H89ZM122 161V160H121ZM161 161V160H160ZM182 161V160H181ZM245 161V160H244ZM67 162V164H68ZM74 162V160H73ZM80 162V161H79ZM93 162V161H92ZM169 162V161H168ZM165 161V163H168ZM88 163V161H87ZM90 163V162H89ZM104 163V162H103ZM160 163V162H159ZM158 163V164H159ZM261 163H264L263 161ZM66 164V165H67ZM83 164V163H82ZM86 164V163H85ZM93 164V163H92ZM161 164H164L163 162ZM160 164V165H161ZM179 163H177V165H179ZM241 164V163H240ZM245 164V162H244ZM243 164V166H244ZM247 164V163H246ZM73 165V164H72ZM88 165V164H87ZM90 165V164H89ZM165 165V164H164ZM167 165V164H166ZM260 165V164H259ZM86 166V165H85ZM242 166V167H243ZM246 166V165H245ZM244 166V167H245ZM264 166V165H263ZM72 167V166H71ZM87 167V166H86ZM92 166L90 165V172L88 174H93V170L91 168ZM102 172L103 175L105 177V180H107V175L109 173V169L107 166H103L102 165ZM168 168V166H166ZM179 167V168H178ZM2 168V167H1ZM83 168V167H82ZM161 169V167H159ZM166 168V169H167ZM181 168L184 170L181 171ZM88 169V167H87ZM95 169V168H93ZM99 169V168H98ZM163 169V168H162ZM159 169L157 168L156 172ZM165 170V169H164ZM240 170V171H239ZM260 170V169H259ZM95 171V170H94ZM163 171V170H161ZM264 171V169H263ZM67 172V168L66 166L64 168H60L59 169V173L62 175H65ZM88 172V171H87ZM155 172V173H156ZM164 172V171H163ZM243 172V171H242ZM5 174H7V171H4ZM48 173V172H47ZM159 173V172H158ZM246 173V172H245ZM46 174V173H45ZM71 174V173H70ZM88 174L86 176H88ZM154 174V173H153ZM263 174V172H262ZM9 175V174H8ZM84 175V174H83ZM82 175V176H83ZM89 175V176H90ZM96 175V174H95ZM157 175V174H156ZM161 175V174H160ZM5 176V175H4ZM10 176V175H9ZM45 176V175H44ZM72 176V174H71ZM70 176V177H71ZM139 176V175H138ZM151 176V175H150ZM159 176V175H158ZM157 176V177H158ZM245 176V174L243 175ZM262 176V175H261ZM48 177V176H47ZM156 177V176H155ZM161 177V176H160ZM10 178V177H9ZM167 178V177H166ZM165 178V179H166ZM176 178V179H175ZM260 178V177H259ZM45 179V178H44ZM87 179V177H86ZM175 179V180H174ZM233 179V180H232ZM104 180V181H105ZM149 180V179H148ZM157 180V179H155ZM154 180V181H155ZM162 180V179H161ZM257 182L259 181L258 179H256ZM264 179L262 178L261 182ZM87 182V194L84 196L86 203L89 205V207L91 209H94L96 206V202H94V194L99 192V190H102L103 194L105 195L106 199H109L111 197V191H109L110 186H108V182L106 181L104 184V187L102 189H98L92 182L91 180V176L89 179L86 180ZM245 181V180H244ZM156 182V181H155ZM158 182V180H157ZM168 182V181H167ZM43 183V182H42ZM38 185V187L41 185ZM85 183V184H86ZM142 183V182H141ZM166 183V181H165ZM233 183V184H230ZM256 183V181H255ZM260 183V182H259ZM148 184V183H146ZM160 183H158L157 185H159ZM167 184V183H166ZM263 184V183H262ZM261 184V185H262ZM150 185V184H149ZM156 185V186H157ZM163 185V184H162ZM173 185V184H172ZM243 185V184H242ZM140 186V185H139ZM156 186L155 189H156ZM161 186V184H160ZM164 186V185H163ZM171 186V185H169ZM168 186V187H169ZM263 189H264V185ZM73 187V186H72ZM77 187V185H76ZM100 187V186H99ZM132 187V186H131ZM142 187V186H141ZM167 187V188H168ZM43 188V187H42ZM51 188V187H50ZM136 188V187H135ZM147 188V186H146ZM159 188V187H158ZM227 188H231L230 190ZM137 189V188H136ZM165 189V187H164ZM244 189V188H242ZM67 190V189H66ZM74 190V189H73ZM143 190V189H142ZM43 192V191H42ZM142 192V193H141ZM48 195V194H47ZM57 195V194H56ZM67 195V194H66ZM130 195V194H129ZM262 195V194H261ZM49 196V195H48ZM64 196V195H63ZM75 196V195H74ZM256 196V195H255ZM67 197V196H66ZM128 197V196H126ZM130 197V196H129ZM261 197V196H259ZM54 198V197H53ZM113 198V197H112ZM132 198V197H131ZM258 199V197H256ZM256 198H254V200H256ZM60 199V198H59ZM63 199V197L61 198ZM66 199V198H65ZM129 199V198H128ZM63 201V200H62ZM130 201V200H129ZM128 201V202H129ZM66 202V201H65ZM108 202V201H107ZM59 203V202H58ZM44 204H46L43 199L41 200V208L36 210V214H35V219L36 217H38V215L41 213V211L44 210V208L46 206H44ZM57 204V203H56ZM127 204V203H126ZM248 204V203H247ZM68 206V205H67ZM86 206V205H85ZM62 207V206H61ZM67 208V207H66ZM100 209V208H99ZM102 209V208H101ZM123 209V208H122ZM132 209V210H133ZM213 209H217L219 211L220 215V219L219 220H215L213 219L212 216V210ZM133 210V212H134ZM21 212V211H20ZM91 212V211H90ZM99 212V211H98ZM114 212V211H113ZM116 212V211H115ZM129 212V209H128ZM101 213V212H100ZM120 213V212H119ZM135 213V212H134ZM78 214L82 217L81 220V224L84 223V217L83 214V210H80L78 212ZM132 214V213H130ZM129 214V215H130ZM4 215V213H3ZM3 215L1 217H3ZM48 215V214H47ZM92 215V213H91ZM128 215V216H129ZM133 215V214H132ZM137 215V214H136ZM134 215V216H136ZM139 215V213H138ZM144 215V216H145ZM96 216V215H95ZM102 216V215H101ZM105 216V215H104ZM108 216V215H107ZM115 216V215H114ZM119 216V215H118ZM121 216V215H120ZM126 216V215H125ZM92 217V216H91ZM94 217V216H93ZM124 217V216H123ZM96 218V217H95ZM104 218V217H103ZM119 218V217H118ZM141 218V217H140ZM147 218V216H146ZM55 219L57 220V226L54 230L49 231L48 236L45 238V244H47V252H52L56 254H64L68 251H71L70 248H73L74 246H76L77 244L80 246L79 248H82L83 251L85 252L86 256L88 255L89 257V253L91 251H89V248H91L92 246L96 247V250L98 249H102L104 250L105 248H107L110 243H113L111 240L109 241L110 243H108V241L104 238V236H102V232L100 231V234H98V229H95V225H91V219L89 221L88 226L90 227V229H92V233H90L91 235L89 237H81V239H76V237L70 233L67 229L68 224H69V214L67 212V210L65 208L62 207V210H60L59 214L55 216ZM97 219V218H96ZM123 219V218H122ZM221 219H227L228 223L227 224H222L223 222H221ZM102 220V219H101ZM144 220V218H142V221ZM123 221V220H122ZM121 221V222H122ZM141 221V220H140ZM141 221V222H142ZM26 222V221H25ZM80 223L78 224H74V227L76 229H78ZM113 223V222H112ZM144 223V222H143ZM25 224V223H24ZM129 224V223H128ZM142 224V223H141ZM145 224V225H146ZM1 225L3 227V230L7 228L6 222L4 220H2ZM113 225V224H112ZM112 225H108V226H112ZM17 226V224H16ZM86 226V225H85ZM107 226V227H108ZM126 226V225H125ZM141 226V225H140ZM15 226H12V228H14ZM98 227V225H97ZM103 227V226H102ZM102 227L99 228L102 230ZM116 228L115 225L112 226V228ZM142 227V226H141ZM140 227V228H141ZM143 227V229H144ZM87 229V228H86ZM89 229V228H88ZM89 229V230H90ZM110 229V227H109ZM142 229V228H141ZM140 229V230H141ZM73 230V231H74ZM88 230V231H89ZM105 232L107 229H104ZM139 230V229H138ZM113 230H111L112 232ZM122 231V230H121ZM142 231V230H141ZM140 231V232H141ZM87 232V231H85ZM90 232V231H89ZM108 232V231H107ZM123 232V231H122ZM129 232V231H128ZM127 232V233H128ZM132 232L134 233V231L132 230ZM59 234H65L66 238H64L66 240V244L65 243H59L57 241V235ZM107 235V233H104ZM115 234V233H114ZM137 234V233H136ZM133 234V235H136ZM142 234V233H141ZM28 235V234H27ZM129 235V234H128ZM111 237V235H109ZM114 237V236H113ZM125 237V236H124ZM255 237L258 240L259 248L257 249L256 247V251L260 250L262 252H264V234L261 233H256ZM25 238V237H24ZM31 239V237H30ZM23 240V239H22ZM64 240V241H65ZM28 241V240H27ZM30 241V240H29ZM28 241V242H29ZM35 241V240H34ZM63 240L61 242H64ZM20 242V241H19ZM33 242V241H32ZM30 243V242H29ZM34 243V242H33ZM32 244V243H31ZM37 245V242L35 243ZM23 245V244H22ZM28 243H27V247H28ZM35 245V246H36ZM257 246V245H256ZM31 247V245L29 246ZM100 247V248H99ZM115 247V248H116ZM258 247V246H257ZM98 248V249H97ZM253 248V249H254ZM29 249V248H28ZM31 249V248H30ZM33 250V247H32ZM79 250V249H78ZM93 250V249H92ZM101 250V252H102ZM108 250V249H107ZM116 250V249H115ZM120 250V251H119ZM255 250V249H254ZM75 251V250H74ZM80 251V250H79ZM82 251V253H83ZM94 251V250H93ZM223 251V252H224ZM31 252V251H30ZM29 252V253H30ZM96 252V251H95ZM100 252V251H99ZM28 253V254H29ZM94 253V252H93ZM98 254V251L96 252ZM73 254V252H72ZM100 254V253H99ZM107 254V253H106ZM105 254V255H106ZM113 254V253H112ZM223 254V253H222ZM232 254V255H233ZM49 255V254H48ZM53 254H51L52 256ZM63 255V256H64ZM93 255V254H90ZM115 255V254H114ZM113 255V256H114ZM72 256V255H70ZM74 256V255H73ZM96 256V255H95ZM32 257V256H31ZM38 257V256H37ZM47 257V256H46ZM67 257V256H66ZM92 258V257H91ZM90 258V260H91ZM102 258V256H101ZM28 259V258H27ZM54 259V258H53ZM68 259V258H67ZM94 259V258H93ZM75 260V259H74ZM80 260V259H79ZM98 260V259H97ZM119 260V259H118ZM49 261V260H48ZM93 260H91L92 262ZM96 261V260H95ZM34 262V261H33ZM86 262V261H85ZM89 262V261H88ZM99 262V261H98ZM238 262V261H237ZM91 264V263H90ZM95 264V263H94ZM100 264H119L116 263L115 261H110V259H106V258H102L100 260Z\"/></svg>",
	"mask_w": 264,
	"mask_h": 264
},
{
	"label": "water",
	"instance_id": "95a60500",
	"mask_svg": "<svg viewBox=\"0 0 264 264\" xmlns=\"http://www.w3.org/2000/svg\"><path fill=\"white\" fill-rule=\"evenodd\" d=\"M151 0H147V5L148 3L150 4ZM149 6L144 7V12L146 13L145 15L148 14ZM242 11H243V17L241 18V22L245 21H252L255 15V11L253 6H251L249 3L245 2L242 4ZM223 33L220 32V37H223ZM161 40L162 38L159 37ZM100 61V57L98 55L94 56V62L95 64H98ZM128 100H125L123 102V107H124V112H123V120H122V125L126 123V115L128 116L129 111H125V107H128L129 104L127 103ZM82 127L79 126L76 131V137L80 138ZM68 132L64 131L61 132L59 135V139L56 142V150L53 155V159L51 164L45 168V169H36L34 173L31 175L30 178V187H29V196H23L21 197L18 201L16 202H10L8 210L5 212L3 217H0V237H1V232L3 231V227L1 225L2 220L6 222L7 229L9 232L13 229V216L16 212V209H25V213L27 215V219L29 221H34L35 220V214L36 210L41 208V200L46 203L47 205V216H48V226L39 229L32 228L31 233L35 236L39 235L41 236L42 239H45L48 236L49 231L54 230L57 226V220L55 219V216L59 214L61 208L59 205H53L51 206L50 204V197L47 194H43L40 185L44 181V174L47 172L54 173L56 177L60 179H64V175L59 173L60 168H64L68 162V159H70L71 155H73L72 152H69L66 150L67 147V142H68ZM81 153V147L79 146L75 152L77 156H79ZM101 158H99L97 165L100 166L101 164ZM109 167L113 169V162H109ZM156 165L152 164L148 169L147 173H151L155 170ZM63 183L60 182L58 183V187L60 189L63 188ZM127 186V182L119 177L116 176L115 174H110V190L111 194L113 197V201L118 200L122 195L125 193ZM80 197V196H79ZM75 198L73 200L72 204V211H73V218L72 222L74 224H78L81 222L82 217L78 214L80 208L82 207L81 200L80 198ZM88 220L87 216L84 217V223H86ZM22 225L21 217L18 218V226ZM0 257L6 261V264H23L22 260L20 259L19 255L15 252H7L3 249H0Z\"/></svg>",
	"mask_w": 264,
	"mask_h": 264
}]
</instances>
